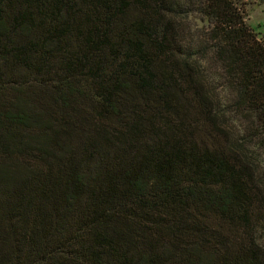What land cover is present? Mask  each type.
Segmentation results:
<instances>
[{"label": "trees", "instance_id": "obj_1", "mask_svg": "<svg viewBox=\"0 0 264 264\" xmlns=\"http://www.w3.org/2000/svg\"><path fill=\"white\" fill-rule=\"evenodd\" d=\"M241 6L0 0V264H264Z\"/></svg>", "mask_w": 264, "mask_h": 264}, {"label": "rangeland", "instance_id": "obj_2", "mask_svg": "<svg viewBox=\"0 0 264 264\" xmlns=\"http://www.w3.org/2000/svg\"><path fill=\"white\" fill-rule=\"evenodd\" d=\"M242 6L243 19L255 38L264 45V0H237ZM197 26L200 27L199 24Z\"/></svg>", "mask_w": 264, "mask_h": 264}]
</instances>
